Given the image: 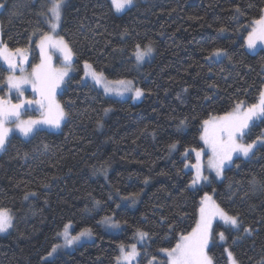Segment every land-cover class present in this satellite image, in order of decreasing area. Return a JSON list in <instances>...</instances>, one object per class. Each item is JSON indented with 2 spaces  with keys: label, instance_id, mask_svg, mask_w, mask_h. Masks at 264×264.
Returning a JSON list of instances; mask_svg holds the SVG:
<instances>
[{
  "label": "trees",
  "instance_id": "16d2710c",
  "mask_svg": "<svg viewBox=\"0 0 264 264\" xmlns=\"http://www.w3.org/2000/svg\"><path fill=\"white\" fill-rule=\"evenodd\" d=\"M0 4L1 42L31 49L37 64L35 39L50 30L41 15L49 3ZM62 11L59 35L74 53V72L56 93L66 117L56 131L9 134L0 151V208L13 217L12 230L0 234V264H116L118 248L134 244L138 230L148 235L137 264L153 256L163 262L159 249L196 226L204 192L239 221L216 227L225 239L209 247L214 264H229L225 249L237 264H264V143L208 186L193 188V172L185 170L192 149L202 148L203 121L239 101L257 103L264 91V49L244 46L264 0H134L121 12L110 0H67ZM137 44L154 51L139 70ZM215 49L224 56L208 60ZM85 62L108 80H131L143 95L106 97L85 81ZM7 74L0 63L1 97ZM245 132V143L264 139V120ZM124 198H136L135 207ZM105 217L119 223L117 232L104 228ZM67 224L74 232L91 229L93 240L49 257Z\"/></svg>",
  "mask_w": 264,
  "mask_h": 264
},
{
  "label": "snow or ice",
  "instance_id": "6c2138e0",
  "mask_svg": "<svg viewBox=\"0 0 264 264\" xmlns=\"http://www.w3.org/2000/svg\"><path fill=\"white\" fill-rule=\"evenodd\" d=\"M134 0H111V5L117 12L123 11L133 5ZM66 0H50V6L47 8L46 13L41 15L47 16V24L50 29L48 32L39 33V40L36 47L40 49L41 63L33 66L32 72L25 75L17 76L15 72L17 68L21 73L25 72L23 65L27 62V49L16 48L9 49L6 44L0 42V58L8 65V70L11 73L7 77L9 91L15 90L19 96H23L24 85L30 84L34 92L39 95L37 100L22 99L19 103H11L10 100H5L0 97V150L5 148L8 134L11 131L6 127L8 123H14L16 129L24 136H29L38 130L41 125H47L54 128H59L61 121L66 117L63 109L55 101L56 90L60 87L64 77L68 75V69L71 67V62L74 56L73 50L69 43L65 40L64 36L58 35L57 29L60 26L63 16V7ZM4 4H0V8H4ZM50 14V15H49ZM224 29H221L223 31ZM35 34V33H34ZM257 42H264V16L253 21V27L247 36V47L255 49ZM54 49L58 51L64 59L65 67L61 70L53 69L51 66V56L48 50ZM153 52L151 44L141 47L139 44L135 46L133 55L136 61L142 62L145 57L150 56ZM215 56H220L222 50L215 49L212 53ZM18 61V62H17ZM85 68H91V65L85 62ZM87 75V73H86ZM91 78L96 84L104 83L102 72L92 71ZM113 83L120 85H131V81L118 80ZM130 89L125 87L122 91L116 90L117 95H123L124 91ZM113 91L105 87V92ZM143 95L141 89H135V96L138 98ZM35 104L44 115L40 120H21L20 110L25 106ZM105 111H108L107 109ZM264 120V91L259 93L257 103L245 105L244 101L236 103L232 111L225 113L222 116L213 117L209 120H204V131L201 135V140L204 141L211 155L208 158V168L213 169L219 177L226 163L231 162L234 153H242L245 157L252 153L257 143H264V139L257 137L250 143H239L238 141L246 135L245 130L250 127L255 121ZM184 121H181V125ZM172 148L175 145H171ZM196 163L192 165L196 170L191 184L194 186L200 181L208 180V177L203 175V165L201 163V155L203 149L196 151ZM188 167V165H185ZM255 181V178H253ZM27 198V197H25ZM200 218L192 231L186 235H181L178 242L174 247L161 248L159 252L163 253L166 260L161 262L153 256L148 264H214L213 258L208 254L209 245L212 241L213 231L212 222L214 219L219 218L226 225L238 227V217L228 214L221 208L212 197L207 193L201 199ZM13 217L11 210L7 208H0V233L7 232L12 227ZM105 223L111 227H119L118 222H113L111 217H105ZM70 224L64 226V231L57 235L62 236L64 243L54 244L48 252V256H52L60 247H71L74 243L79 241L82 237L90 236L91 229H84L74 236L69 233ZM245 232H250V229L245 228ZM137 235L143 240L147 237L148 233L140 232ZM220 240H224L223 232L217 233ZM130 251H125L124 245L120 246L121 255L116 257L117 264H132L140 254L136 250V244L130 245ZM229 264H237L233 254L228 249H225Z\"/></svg>",
  "mask_w": 264,
  "mask_h": 264
},
{
  "label": "rangeland",
  "instance_id": "374dc122",
  "mask_svg": "<svg viewBox=\"0 0 264 264\" xmlns=\"http://www.w3.org/2000/svg\"><path fill=\"white\" fill-rule=\"evenodd\" d=\"M47 2L49 3V6H50V0H47ZM66 2H67V0H66ZM261 16H264V11H263V13H262ZM252 27H253V22H252V24L249 27L250 28L249 32L251 31ZM59 29H60V26L57 29L58 35H59ZM248 33L246 34V36L244 38V46H245V48L248 51H250V52H255L259 48H263L264 49V42H257V46H256L255 49H249L247 47V36H248ZM35 40H36L35 43H38L39 37H37ZM0 42H1V40H0ZM35 48H36V51H37V54H38V58H39L37 64H39V63H41V53H40V49L39 48H37V47H35ZM27 50H28L27 62L23 65V67L25 69V72L24 73H21L19 71V68H17V70L15 72V75H17V76H20V75L27 76L28 74H30L32 72L33 66L37 65V64H32V51H31V49H27ZM47 54L49 56H51V66H52L53 69L61 70V69H63L65 67V62H64L63 56L58 51H56L54 49H49ZM153 55H154V51L151 53L150 56L145 57L144 60L142 62H139V63L136 61V58L134 56L135 63H136V69L139 70L140 67L145 62H147L148 60H150L153 57ZM223 56H224V52H222V54L220 56H215V55L212 54L208 58V60H212V59L218 60V59L222 58ZM0 63L3 64L6 67V69L8 70V65L4 62V60L2 58H0ZM73 72H74V68H73V59H72L71 67L68 69V75L64 77V80L60 84V87L56 90V93L63 86L65 79L68 78L71 74H73ZM91 72H92L91 68H85V65H84V78H85V81H88V82L92 83L93 85H95V87L98 88L106 97L113 98V99H120V100L127 99V98H132L133 101H137L138 100V98L135 96V89H137L138 87H136L131 80H124V81H131L132 82L131 85H120V84L113 83L114 81H118V80H108L103 75V77H104V83H101V84L98 85L91 78V75H90ZM86 73H87V75H86ZM10 74L11 73L8 70V74H7L6 78H5V86H6L7 89H6V93L3 96V98L5 100H10L11 103L15 104V103H19L22 99L37 100V99L40 98L39 95L36 92L33 91L32 86L30 84L24 85V92H23V96L22 97L19 96V94L14 89L11 90V91H9L7 77ZM105 87H108L109 89H112L113 91H110V92H107L106 93L105 92ZM125 87L129 88L130 90L129 91H124L123 92V95H117L116 94V90H121L122 91ZM55 101H56V94H55ZM20 112H21V115H20V119L21 120H29V119H31V120H40V119H43L44 118V115L42 114V111L39 110L38 109V106L35 105V104H32L31 106L25 105L20 110ZM216 117H218V116H216ZM6 127H8V128L11 129V131L9 132V134H13L14 133V134H17V135H19V136H21L23 138H29V137L32 136V134H30L27 137L24 136V135H22L19 132V130L16 129V126H15L14 123H8L6 125ZM41 128L48 129V130H52V131H56V130L59 129V128H54V127H50V126H47V125H41V126L38 127V129H41ZM203 131H204V125H203V128H202L201 135L203 134ZM200 139H201V137H200ZM238 142L239 143H245L244 138H242ZM201 144H202V148L201 149H203V152H202V155H201V163L203 165V175L207 176L208 177V180H206V181H200V182H198L194 186L191 184V186L193 188H200V187H203V186H208L210 184V180L211 179H220L221 176H222L221 175V176L218 177L216 175L215 170L208 168V158L211 155V152L208 149L207 145H205V143H204L203 140H201ZM200 150H198V151H200ZM187 155H188V153L185 156H187ZM239 156L245 157L242 153H234L233 156H232L231 162L226 163V165L224 166L223 170L231 165V163H232V161H233L234 158L239 157ZM194 159L195 160H194L193 163H190V162L187 161L186 162V165H188V167H185V170L186 171H192L193 172V177L196 174L195 168L192 167V165H194L196 163V152H194ZM222 173H223V171H222ZM205 193H207L209 196H211L212 197V200H213V195L211 193L204 192L203 196L205 195ZM122 203H127V204L130 205V207H135V205L137 203V199L135 198V201H134L133 199L124 198V199H122ZM200 207H201V204H200ZM113 222H116V221L113 220ZM103 224H104V228L107 231H110V232H117L119 230V228H120V225H119V227H111L108 223H105L104 221H103ZM217 226L218 227H223V226L224 227H227V225L222 220H220L219 218H216V219L213 220V222H212L213 237H212V241L210 242L209 247L212 244L216 243V242H222L223 241V240H220L219 239V236L218 235H216L217 233L222 232V230H217L216 231V227ZM12 228H13V220H12V227L9 228L7 232H3V233H0V234L1 235H6V234H8L12 230ZM63 231H64V228H63L62 232ZM68 231L70 233V236H74V235H77L78 233H80L82 230L81 231H78V232H74L73 231V226H72V224H70V228H69ZM92 240H93L92 234L90 236L82 237L79 241H77L76 243H74L71 247H60V248H58L57 251L52 256H50V257H53V256L58 255V254H61L63 252L71 251L74 248H76L77 246H79L80 244L86 243V242H90ZM141 242H142V240L140 239V237L138 235H136V239H135V243L134 244H136V250H137L138 253H139L138 245ZM63 243H64V240L60 236V243L59 244L63 245ZM118 250H119V256H120L121 255L120 247L118 248ZM130 250H131L130 249V245H128L127 247H125V251H130ZM138 257L139 256H137L136 259L132 261V264H137ZM116 264H117V261H116Z\"/></svg>",
  "mask_w": 264,
  "mask_h": 264
}]
</instances>
